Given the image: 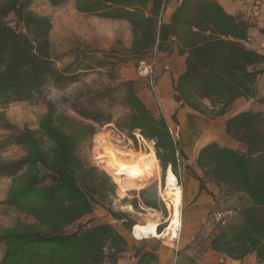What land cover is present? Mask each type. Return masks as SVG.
<instances>
[{"label": "trees", "instance_id": "1", "mask_svg": "<svg viewBox=\"0 0 264 264\" xmlns=\"http://www.w3.org/2000/svg\"><path fill=\"white\" fill-rule=\"evenodd\" d=\"M34 1L0 0V107L31 101L41 93L52 74L51 23L47 17L30 9ZM47 1L58 6L65 0ZM150 2L153 3L151 13L158 15L163 0H76L75 9L100 19L127 21L134 34L132 52L138 53L148 48L155 38L152 34L157 22L145 16ZM181 8L168 25L160 24L158 40L176 36L179 23H176V14ZM228 20L227 31L216 24L215 29L244 39L240 26L232 18ZM198 40L207 42L206 37ZM225 43L216 41L210 46ZM230 44L244 73L248 66L264 63V55L249 52L238 42ZM215 59L214 63H220L219 68L225 73L228 68ZM186 66L185 74L176 85L177 102L183 101L194 108L191 95L195 93L223 108L234 101L231 89L221 83L212 69L195 64L190 58ZM259 73L250 72L246 76L254 80ZM124 86V98L130 111L127 134L134 139L131 134L137 132L145 141L154 143L163 181L169 166L177 178L175 146L166 122L151 114L130 83ZM218 114L222 115L223 111L219 110ZM225 132L245 151L212 143L199 151L196 164L209 181L223 186L224 197L239 192L243 193L245 202L234 210L233 218L225 226L216 225L208 237L197 236L188 249L194 256L210 250L233 260L254 254L256 260L264 264V111L243 112L230 118ZM92 134L90 126L59 115L55 106L48 104L38 129H27L16 136V142L26 147L27 157L24 170L11 180L7 200L33 223H17L0 230V243L5 245L2 264H117L128 253H133L135 264L157 261L155 254L146 252L142 244L130 243L113 224L90 218L95 208L105 205L103 201L114 195L115 190L118 195L123 194L107 174L85 166L79 159L78 146ZM128 204L135 211H141V205L166 214L156 188L133 191ZM105 210L112 223L128 234L137 224L126 213L108 207ZM165 226H158L157 232L160 234Z\"/></svg>", "mask_w": 264, "mask_h": 264}, {"label": "crops", "instance_id": "2", "mask_svg": "<svg viewBox=\"0 0 264 264\" xmlns=\"http://www.w3.org/2000/svg\"><path fill=\"white\" fill-rule=\"evenodd\" d=\"M39 1L41 0H35L31 5L30 9L33 12V5ZM43 1L52 10H65L63 15L66 23L65 31L69 34L78 32L84 39V45L71 50L74 59L80 57L84 59L83 64L80 65L84 69L77 72H87L91 68L98 71L108 68L110 74L116 76L122 85L130 83L151 114L156 119L163 118L167 124L173 126L176 138L179 137L176 147L181 159H178V162L176 160V170L179 181L177 183L181 188V227L178 238L168 240L172 241L169 244L157 240L162 238L152 236L140 243L146 252L156 255L157 261L153 264H261L254 254L247 255L241 260H233L210 250L194 256L188 248L195 242L197 236L208 237L213 233L216 224L211 216L214 212L238 210L245 202L243 193L239 192L231 197H224L223 186H217L209 181L197 167L196 160L199 151L212 143L221 148L244 152L245 148L226 134V121L243 112L264 111V73H262L264 63L246 68L247 74L261 72L254 80H250L246 73L241 71L230 44V42H238L245 50L259 56L264 55V0H163L158 15L151 13L153 3L150 2L145 16L152 17L157 22L152 34L155 38L148 48L138 53L132 52L134 34L132 26L127 21L100 19L81 14L75 9L76 0H65L58 6L51 5L47 0ZM179 8L181 9L176 14V23L179 22L176 36L158 40L160 24L168 25ZM253 8H256L255 17L251 18L250 13ZM77 17L86 18L91 24L84 30V34L80 29L75 28ZM228 18H232L235 24L240 26L245 35L244 39L233 38L215 29L216 24L220 29L227 31ZM78 22L80 24V20ZM52 31L51 24L50 56ZM202 37H206L207 42L202 43L198 40ZM216 41L226 43L210 46ZM207 46L210 47L204 48ZM71 51L66 56H71ZM154 51L157 52V62L153 72L156 80L153 94L145 86L144 79L139 76L138 67L141 62L148 60ZM66 56L51 60L56 63L64 60ZM188 58L195 64L212 69L221 83L231 89L230 95L235 99L230 105L223 108L222 105L212 104L199 93L191 95L194 108L187 106L183 101L175 100L178 95L176 85L186 72ZM215 58H218V62H221L224 68H228L227 71L225 69V73L220 70V63H214ZM90 60H94L97 66L92 65ZM219 110L223 111L222 115L218 114ZM193 128L199 130L195 135L189 133ZM167 169L171 170V166ZM230 199L239 201L240 207L219 208L220 200ZM139 209L156 212L141 205ZM135 263L133 253H128L117 264Z\"/></svg>", "mask_w": 264, "mask_h": 264}, {"label": "rangeland", "instance_id": "3", "mask_svg": "<svg viewBox=\"0 0 264 264\" xmlns=\"http://www.w3.org/2000/svg\"><path fill=\"white\" fill-rule=\"evenodd\" d=\"M33 10L34 13L49 18L53 26L51 36V58L53 60L66 56L71 50L84 45V39L78 32L76 34H69L65 31L66 23L63 17L65 10H52L43 0L35 3ZM77 19L75 28L80 29L84 34V30L91 26V24L87 22L86 18L77 17ZM72 52L70 53L71 56H66L64 60L56 63L53 62L52 74L39 95H35L29 102L10 103L0 107V230L9 229L17 223H33L31 218L19 213L8 202L7 194L11 180L24 170L26 164L27 149L19 145L15 138L24 130L38 129L41 117L45 114L48 104H53L59 115L91 127L94 134L78 146L77 155L85 166L96 168L98 172H104L112 179L115 185L116 182L112 176L101 165L95 162V155L93 154L94 145L92 143L94 135L99 132L108 133L121 148L135 152L149 151L144 141L141 139L137 141V132L131 134L134 139L127 134L126 126L130 118V111L124 98L125 86L118 81L116 76L110 74L108 68L99 71L91 68L87 72H77L84 69L80 67L84 59L81 57L74 59V53ZM90 61H92V65L97 66L94 60ZM138 72L140 73V69ZM139 76L141 77L140 74ZM141 78L144 79L146 86V79L144 77ZM199 104L201 105L200 102ZM202 108L205 109L204 106ZM198 132L199 130L193 128L189 133L195 135ZM177 143H179L178 136L176 142L174 143L173 141L174 145H177ZM179 159H181L180 154ZM162 176L161 172L160 180L153 179L140 190L156 188L158 191L159 187L162 188L164 186ZM140 190H132L127 193L121 191L123 194L119 195L115 190L114 195H109L103 201L105 205L95 208L90 218L96 222L113 224L116 230L126 237L130 243L135 246L140 244L141 242L133 239L131 233H126L112 223L111 218L105 210L108 207L113 211L126 213L140 225H143L145 217H148L152 213V215L157 216L158 226L166 225L169 212L165 203L160 198L166 209L165 215L159 212L135 211L132 207L129 208L128 201L132 199V192ZM240 205V202H237L236 199L219 201V208L221 209H235L240 207ZM151 239L149 238V240ZM157 240L166 244L172 242L165 239ZM4 253L5 245L0 243V264L3 262Z\"/></svg>", "mask_w": 264, "mask_h": 264}, {"label": "bare ground", "instance_id": "4", "mask_svg": "<svg viewBox=\"0 0 264 264\" xmlns=\"http://www.w3.org/2000/svg\"><path fill=\"white\" fill-rule=\"evenodd\" d=\"M140 138L139 135H137ZM148 152L132 151L121 148L110 134L99 132L92 141L95 162L101 165L114 179L119 189L127 193L140 190L153 179L160 180L161 168L154 149L147 142ZM159 195L169 212L164 230L157 232L158 219L155 215L145 218L143 225L136 224L131 235L136 239L156 237L167 240H176L181 227V188L170 169L165 172L164 186L159 187Z\"/></svg>", "mask_w": 264, "mask_h": 264}, {"label": "built area", "instance_id": "5", "mask_svg": "<svg viewBox=\"0 0 264 264\" xmlns=\"http://www.w3.org/2000/svg\"><path fill=\"white\" fill-rule=\"evenodd\" d=\"M255 11H256V8H253L251 13H250V17L251 18H254L255 17ZM263 20H264V15H263ZM156 62H157V52L154 51L150 54V57L148 60L146 61H143L140 63V75L141 77H144L146 79V86L148 88V90L150 92H152L153 94L155 93V89H156V80H155V76H154V67L156 65ZM159 111L161 112V109L159 107ZM163 119V118H162ZM165 121V120H164ZM167 124V123H166ZM167 131L171 137V139L174 141V143L176 142L177 138H176V132H175V129L173 126L167 124ZM139 135V134H136V136ZM140 136V135H139ZM142 139V137L140 136V138L137 137V141ZM153 147H154V143L151 142ZM175 146V156H176V160L178 162V159H179V153H178V149ZM178 182V180H177ZM158 193V196L159 198L161 199L160 195H159V189L157 191ZM234 216V211L232 210H224V211H217V212H214L211 216L212 220L215 222L216 225L222 227V226H225L227 224V222L233 218ZM133 229V228H132ZM133 237V236H132ZM133 239L137 242H141V241H144V240H147V239H136L133 237Z\"/></svg>", "mask_w": 264, "mask_h": 264}]
</instances>
